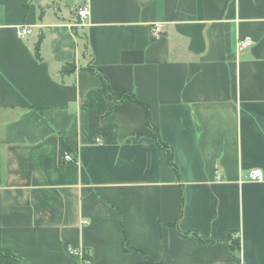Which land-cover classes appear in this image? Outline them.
Returning a JSON list of instances; mask_svg holds the SVG:
<instances>
[{
  "label": "crops",
  "instance_id": "0c3cea01",
  "mask_svg": "<svg viewBox=\"0 0 264 264\" xmlns=\"http://www.w3.org/2000/svg\"><path fill=\"white\" fill-rule=\"evenodd\" d=\"M241 37L254 44L237 53ZM61 136L78 157L64 167ZM254 168L264 175V0H0L5 248L33 264H264Z\"/></svg>",
  "mask_w": 264,
  "mask_h": 264
},
{
  "label": "trees",
  "instance_id": "16d2710c",
  "mask_svg": "<svg viewBox=\"0 0 264 264\" xmlns=\"http://www.w3.org/2000/svg\"><path fill=\"white\" fill-rule=\"evenodd\" d=\"M41 40H42V36L39 38V40L36 44V47H35L36 54L38 57H40L39 50H40ZM68 67L69 68H65L63 72L71 71V69L73 68V65H70ZM88 69L92 72H97L92 67H89ZM99 75L101 76L102 83H103V86L101 87V91L104 93V95L108 101V105H109L108 112H110L112 110L113 105L118 101V99L113 94L107 79L103 75H101V74H99ZM123 98H130V99H133L136 101V98L133 95H129V94H124L123 96H121V99H123ZM141 105L144 107V110H145L147 124L150 127H152L154 130V133L152 134L153 139L155 140L157 145L162 150H165L167 152L169 165L174 170L177 179L179 181H181L179 169L176 166L174 159H173L172 148L161 140L158 129L155 126H153L152 121H151V113H150L149 107L146 106L145 104H142V103H141ZM66 153L73 154V156H74L73 160H71V161L65 160L64 155ZM77 159H78V157H77L76 149L69 143V141L65 137L61 136L60 141H59V162H60L61 167H64L69 162H76ZM181 201L183 203V191L181 194ZM235 234H236L235 231H229L228 241L230 243L228 244V247L231 250V252L234 254L235 258L239 261V255L238 254L240 251V237L235 236ZM199 238L202 242H209V240H206V239L202 238L201 236H199ZM83 258L87 259V256L83 255ZM0 264H33V263H31L28 260L24 259L23 257L15 254L11 250L5 248L1 242V232H0Z\"/></svg>",
  "mask_w": 264,
  "mask_h": 264
},
{
  "label": "built area",
  "instance_id": "2783aa9c",
  "mask_svg": "<svg viewBox=\"0 0 264 264\" xmlns=\"http://www.w3.org/2000/svg\"><path fill=\"white\" fill-rule=\"evenodd\" d=\"M91 13V8L90 5L87 1H84L77 9H76V17L79 21V23H84L86 19L89 18ZM162 25L157 24L153 27V35L159 36L161 33ZM32 28L27 25H20L17 30V35L21 38L27 37L32 33ZM254 44V41L250 37H241L238 39L236 43V51L237 53H242L248 49H250ZM99 141V139H97ZM65 160L71 161L73 160L74 156L71 153H66L64 155ZM250 179L255 180V181H263L264 180V175L263 171L260 168H254L251 170L249 174ZM217 178L221 179V175L218 173Z\"/></svg>",
  "mask_w": 264,
  "mask_h": 264
}]
</instances>
